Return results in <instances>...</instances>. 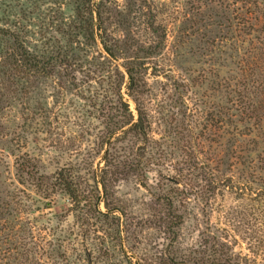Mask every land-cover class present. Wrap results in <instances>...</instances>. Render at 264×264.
Instances as JSON below:
<instances>
[{"label":"rangeland","instance_id":"rangeland-1","mask_svg":"<svg viewBox=\"0 0 264 264\" xmlns=\"http://www.w3.org/2000/svg\"><path fill=\"white\" fill-rule=\"evenodd\" d=\"M100 2L114 61L86 0H0V52L16 35L50 71L0 68V264H264V0ZM127 61L148 134L107 141L137 118Z\"/></svg>","mask_w":264,"mask_h":264},{"label":"trees","instance_id":"trees-1","mask_svg":"<svg viewBox=\"0 0 264 264\" xmlns=\"http://www.w3.org/2000/svg\"><path fill=\"white\" fill-rule=\"evenodd\" d=\"M93 0H86V5L88 6L87 13L89 16V21L85 23V31L86 36L95 42L97 38L100 41L103 51L107 55V57L111 60H115L118 55L119 51V44L111 43V38L107 34L106 28L104 27L105 22L103 21V8L105 9V5L103 2L98 3L94 7L92 6ZM94 8V9H93ZM95 14V16H94ZM10 39L12 42V49L11 51H1L0 52V68H10L12 71V76L18 80H25L27 81L28 78H34L35 76H48L50 71L46 69L44 64L46 62L41 63V59L38 56H34L29 50L25 47L24 42L20 39V37L10 34ZM67 58V59H66ZM66 62L68 61L69 56L68 54L65 56ZM124 66L125 76H127V85L126 89L129 96L133 97L134 102L136 104V115L137 118L135 122L132 123L131 120L123 121L120 125L115 126L112 129L106 138L109 141L117 132L121 131L123 135L130 134L132 137L135 138H142L146 139L148 134V118L144 108L138 103V98L142 94L144 90V83H143V67L141 65H135L131 61ZM124 78V75H121ZM123 81V80H122ZM1 104V100H0ZM120 110L121 118L125 119L123 113H128V107L122 101H120ZM2 106L0 105V114H1ZM123 112V113H122ZM1 116V115H0ZM2 116L0 117L1 120ZM111 125V123H108ZM124 127H128L125 131H122ZM110 159L111 156L109 153H106L103 157L104 166L105 168L102 171V174L107 171V168L110 166ZM16 164L14 165L15 169V176L16 181L20 185H24L26 182V178L31 176V169H34L33 165H30V161L25 158H21L15 160ZM60 171L56 173L54 177V184L53 187L58 188L64 194H66L72 200L75 199V190H74V183L71 181L70 177H65ZM104 175V174H103ZM69 176V175H68ZM105 177L101 179V181L97 182L103 188V192L106 191V181L104 180ZM50 186H46L45 191H48ZM105 200V199H104ZM173 214V213H172ZM171 217H175L176 222L178 224L179 218L175 215ZM177 226V225H175ZM225 264L228 262L225 261Z\"/></svg>","mask_w":264,"mask_h":264}]
</instances>
